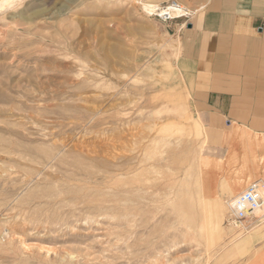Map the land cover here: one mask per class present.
Here are the masks:
<instances>
[{
	"label": "rangeland",
	"instance_id": "1",
	"mask_svg": "<svg viewBox=\"0 0 264 264\" xmlns=\"http://www.w3.org/2000/svg\"><path fill=\"white\" fill-rule=\"evenodd\" d=\"M210 1L0 0V264L264 262L224 190L264 153L221 158L177 69Z\"/></svg>",
	"mask_w": 264,
	"mask_h": 264
},
{
	"label": "crops",
	"instance_id": "2",
	"mask_svg": "<svg viewBox=\"0 0 264 264\" xmlns=\"http://www.w3.org/2000/svg\"><path fill=\"white\" fill-rule=\"evenodd\" d=\"M189 25L177 69L200 112L208 144L221 158L234 142L264 153V0H211ZM255 168L264 180L263 161ZM261 216L245 222L246 228Z\"/></svg>",
	"mask_w": 264,
	"mask_h": 264
},
{
	"label": "bare ground",
	"instance_id": "3",
	"mask_svg": "<svg viewBox=\"0 0 264 264\" xmlns=\"http://www.w3.org/2000/svg\"><path fill=\"white\" fill-rule=\"evenodd\" d=\"M4 1H7V0H4ZM177 4H171V5H169L168 6V8L170 9L169 11H171L170 12V14H172L174 17H176V16H184V15H186V14H191L192 13V11L191 10H188L187 8H183L182 6H181V4L180 3H178V2H176ZM146 6H148V5H144V7L145 8H147ZM155 6H150V8H147V9H150V10H156V8L158 7H155ZM149 12H151V11H149ZM166 108V107H165ZM167 109V108H166ZM169 109V108H168ZM172 110V109H171ZM174 110V109H173ZM169 111V110H168ZM178 123V122H177ZM133 134V133H132ZM114 140V139H113ZM219 159V158H218ZM203 164H204V166L206 167V168H210L211 166H216V168L217 167H219L220 166V163H219V160H212L211 159V157H206V158H204L203 159ZM237 175H238V178H236V179H234V180H229L225 185H224V190H225V193H227V194H229V195H225V197L226 198H228L229 197V199L226 201L227 202V204H228V208H229V211H230V203H231V201L233 200V198L237 195V194H239V192H242V191H244L245 190V187H246V185H247V182H249L250 180L248 179V178H241V177H239L240 176V173L239 172H237ZM263 182V183H262ZM262 182H260V191H261V196H262V198H263V203H262V205L259 207V208H257V209H255V210H253V211H251V212H249L248 213V215H247V217H246V219H245V221H243V225H242V227L245 229L246 228V224H245V222H250V221H253V220H256L257 219V217L260 215V214H262V213H264V181H262ZM208 187H210L211 188V191H212V193H211V195H210V198H213V200H215V202H214V204H219V195H218V193H219V187H218V184L217 183H212V184H210V186L208 185ZM218 195V196H217ZM203 199V198H202ZM211 202V201H210ZM216 207V206H215ZM215 211V210H214ZM211 215V214H210ZM219 215V214H218ZM212 216V215H211ZM222 216V215H221ZM213 217V216H212ZM205 218H206V216H205ZM223 218V217H222ZM224 219V218H223ZM206 220V219H205ZM232 222V221H231ZM216 223H217V221H216ZM220 223V222H219ZM218 225V224H217ZM234 225V224H233ZM220 226V225H219ZM218 226V227H219ZM235 226V225H234ZM215 227V226H214ZM236 227H238L239 228V226H236ZM218 232V231H217ZM219 235V234H218ZM15 238V237H14Z\"/></svg>",
	"mask_w": 264,
	"mask_h": 264
},
{
	"label": "built area",
	"instance_id": "4",
	"mask_svg": "<svg viewBox=\"0 0 264 264\" xmlns=\"http://www.w3.org/2000/svg\"><path fill=\"white\" fill-rule=\"evenodd\" d=\"M177 1H173L166 6L159 7L156 14H159L164 21L175 19L171 11L168 8L172 3L177 4ZM260 183L259 181H253L249 184V186L237 194L230 203V214L231 220L234 225L241 226L243 225V221H245L249 212L259 208L263 203V198L261 196L260 191Z\"/></svg>",
	"mask_w": 264,
	"mask_h": 264
},
{
	"label": "water",
	"instance_id": "5",
	"mask_svg": "<svg viewBox=\"0 0 264 264\" xmlns=\"http://www.w3.org/2000/svg\"><path fill=\"white\" fill-rule=\"evenodd\" d=\"M189 28L191 27V25L188 26Z\"/></svg>",
	"mask_w": 264,
	"mask_h": 264
}]
</instances>
